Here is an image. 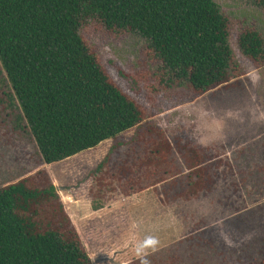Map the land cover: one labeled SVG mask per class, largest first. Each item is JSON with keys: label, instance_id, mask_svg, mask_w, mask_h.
<instances>
[{"label": "trees", "instance_id": "1", "mask_svg": "<svg viewBox=\"0 0 264 264\" xmlns=\"http://www.w3.org/2000/svg\"><path fill=\"white\" fill-rule=\"evenodd\" d=\"M253 3L264 15V0ZM88 21L145 39L178 102L236 86L243 75L227 42L229 22L213 0H0V71L10 96L3 94L14 100L41 163L94 148L144 118L79 34ZM236 44L253 67L264 66L258 30L243 29ZM152 130L156 139L145 140L136 161L126 154L109 167L98 164L92 210L115 188L127 195L150 187L167 201L190 200L232 175L222 145H200L184 131L174 133L170 144L156 126ZM203 233L178 239L187 248L195 244L197 257L186 264H264V232L237 245ZM0 264H90L44 169L0 185Z\"/></svg>", "mask_w": 264, "mask_h": 264}, {"label": "rangeland", "instance_id": "2", "mask_svg": "<svg viewBox=\"0 0 264 264\" xmlns=\"http://www.w3.org/2000/svg\"><path fill=\"white\" fill-rule=\"evenodd\" d=\"M213 1L229 22L227 42L243 75L236 86L208 90L189 102L173 98L174 86L165 83L161 62L145 39L135 33L115 34L95 21L80 27L79 34L100 64L142 107L144 118L114 139L55 163L40 162L0 71V185L44 169L90 264H139L135 246L149 235L160 240L148 257L151 264H167L173 256L186 264L197 257L195 244L187 248L178 239L190 232L210 231L231 245L264 232V66L253 67L236 44L237 34L249 27L264 40V15L253 0ZM152 125L170 144L174 133L184 131L200 145H222L232 175L219 178L205 196L190 200L167 201L150 187L127 195L115 188L106 193L100 209L91 211L90 188L98 164L109 167L126 154L135 161L142 157L145 140L156 139Z\"/></svg>", "mask_w": 264, "mask_h": 264}, {"label": "clouds", "instance_id": "3", "mask_svg": "<svg viewBox=\"0 0 264 264\" xmlns=\"http://www.w3.org/2000/svg\"><path fill=\"white\" fill-rule=\"evenodd\" d=\"M160 245V240L155 236H146L143 241L138 243L135 246V254L139 259V264H151L150 259L148 258L152 253L158 250ZM151 250L149 252L148 250ZM94 262V257H90Z\"/></svg>", "mask_w": 264, "mask_h": 264}, {"label": "crops", "instance_id": "4", "mask_svg": "<svg viewBox=\"0 0 264 264\" xmlns=\"http://www.w3.org/2000/svg\"><path fill=\"white\" fill-rule=\"evenodd\" d=\"M89 205H90V204H89ZM90 210H91V211H96V210H92L91 207H90Z\"/></svg>", "mask_w": 264, "mask_h": 264}]
</instances>
